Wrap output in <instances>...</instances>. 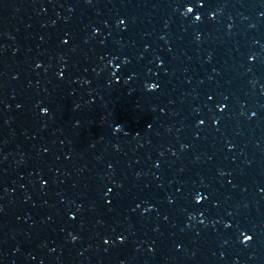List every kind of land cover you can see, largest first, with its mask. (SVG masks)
Returning <instances> with one entry per match:
<instances>
[{"label":"water","instance_id":"obj_1","mask_svg":"<svg viewBox=\"0 0 264 264\" xmlns=\"http://www.w3.org/2000/svg\"><path fill=\"white\" fill-rule=\"evenodd\" d=\"M0 264H264V0H0Z\"/></svg>","mask_w":264,"mask_h":264},{"label":"clouds","instance_id":"obj_2","mask_svg":"<svg viewBox=\"0 0 264 264\" xmlns=\"http://www.w3.org/2000/svg\"><path fill=\"white\" fill-rule=\"evenodd\" d=\"M188 9L190 10V12H192V11H193V9H192V8H190V7H189ZM196 19H200V17H199V16H197V17H196ZM152 88H155V85H153V86H152ZM45 111H46V110H45ZM251 239H252V237H251V236H246V237H245V241H249V240H251Z\"/></svg>","mask_w":264,"mask_h":264}]
</instances>
